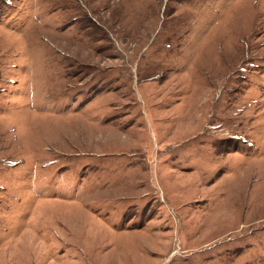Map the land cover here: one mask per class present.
<instances>
[{"label":"rangeland","instance_id":"obj_1","mask_svg":"<svg viewBox=\"0 0 264 264\" xmlns=\"http://www.w3.org/2000/svg\"><path fill=\"white\" fill-rule=\"evenodd\" d=\"M0 264H264V0H0Z\"/></svg>","mask_w":264,"mask_h":264}]
</instances>
